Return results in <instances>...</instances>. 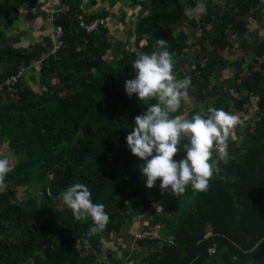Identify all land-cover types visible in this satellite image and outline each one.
Wrapping results in <instances>:
<instances>
[{
    "label": "trees",
    "instance_id": "trees-1",
    "mask_svg": "<svg viewBox=\"0 0 264 264\" xmlns=\"http://www.w3.org/2000/svg\"><path fill=\"white\" fill-rule=\"evenodd\" d=\"M126 1L128 12L145 3L133 26L144 42L134 49L106 24L119 0L96 12L85 10L84 0H0V149H10L15 160L0 193V264H126L104 242L119 235L133 240L129 230L147 212L164 227L158 238L138 242L146 253L137 264H264V243L254 250L264 240V34L246 37L262 0L218 1L199 21L188 14V6L200 11L194 0ZM31 10L47 12L51 28H60L55 53L50 34L15 43L2 31ZM80 17L103 24L86 32ZM234 28L243 34L240 43ZM160 38L174 56L176 76L190 77L194 87L193 107L182 102L172 115L191 119L203 104L244 121L228 141L231 159L218 161L209 189L194 192L189 185L173 204L159 179L146 187L144 161L126 143L147 105L129 97L124 82L135 75L136 52L151 53ZM240 46L244 54L229 58ZM225 68L232 75L221 74ZM250 106L255 113L247 117ZM74 183L105 205L110 222L103 231L90 234L91 219L76 221L64 205L62 194Z\"/></svg>",
    "mask_w": 264,
    "mask_h": 264
},
{
    "label": "clouds",
    "instance_id": "clouds-1",
    "mask_svg": "<svg viewBox=\"0 0 264 264\" xmlns=\"http://www.w3.org/2000/svg\"><path fill=\"white\" fill-rule=\"evenodd\" d=\"M200 8L203 11L204 5L201 4ZM136 57L132 63L135 75L125 80L124 89L129 97L135 94L147 109L134 117L135 127L127 134L126 143L131 153L144 161L140 170L146 187L151 189L159 179L161 192H170L176 197L183 195L189 185L194 192H206L214 174L219 172L218 161L227 164L231 159L228 141L235 128L243 126L244 121L217 108H209L206 117L195 114L188 119L172 115L187 96L191 78H177L174 56L168 50L166 39H158L151 53L137 51ZM27 69L20 70L22 74L19 76ZM184 138L188 141L183 145L185 155L176 161L174 156L180 151L179 145ZM214 153L218 160L213 159ZM11 155L10 149H0V193L7 190V177L13 171ZM62 201L76 221L91 219L90 234L103 231L110 222L105 205L93 203L92 193L85 184L70 185L63 192ZM161 208L159 206L158 211ZM158 225L162 231L164 225L161 222L153 224L149 212L138 217L132 227L133 241H150L137 239V235ZM261 243L264 240L258 241L254 250ZM130 263L135 264V261H126V264Z\"/></svg>",
    "mask_w": 264,
    "mask_h": 264
},
{
    "label": "rangeland",
    "instance_id": "rangeland-1",
    "mask_svg": "<svg viewBox=\"0 0 264 264\" xmlns=\"http://www.w3.org/2000/svg\"><path fill=\"white\" fill-rule=\"evenodd\" d=\"M120 4L117 6V8H115L113 14H111V16H109L108 20H107V25L109 26V28L112 29V34H114L115 36H117L119 39H123L124 40V44L126 45V47L128 46H132V49L137 48L138 45H141L144 40H142V38L140 36L135 35V32L133 30V26H134V22L136 20H138V18H140L141 16H143L146 13L145 10V3L143 1L139 2V5L136 9H134L132 12H128L127 11V7L129 5V2H127L126 0H119ZM196 2V6L199 8L200 11L197 10H192L189 6H188V14L189 15H194L196 20L199 21L201 20V18L206 14V9L207 7L210 8H215V10H217V5H219V3L221 2L222 5H224L226 3L225 0H194ZM219 1V3H218ZM94 4H90L88 2V4H85V10L91 9L90 12H96L102 8L107 9L108 7V3H110V0H94ZM203 4L204 5V10L201 11L200 5ZM261 4H263L261 2ZM194 13V14H193ZM263 18H264V8L263 10H261L260 12V16L258 18V20L254 21V23L249 21V25H248V31L246 33V37L247 38H251L254 36H258L262 33V35L264 34L263 32ZM197 25L200 26V23H197ZM49 28H51V26L49 25ZM185 30H187L185 28ZM3 32H5L7 34L8 37H12V38H19L18 35H15L16 31H24L27 33L28 36H30L32 34V31L27 27V24L25 21H21L19 22V24L13 25V26H5L4 30H2ZM233 31L234 34V40L238 43L241 42V39L243 37V34H241L240 31H237L236 28H234ZM193 39L196 41L198 39V32H194L193 33ZM13 42L14 39H12ZM251 41V39L249 40ZM7 45V43L5 44ZM245 52V50L240 46L239 48V52L236 53H231L229 58H238L241 55H243ZM197 54L196 51L193 52V56ZM252 57L250 55L247 56V60H250ZM234 61V60H233ZM188 68L191 70L193 68V66L188 63ZM28 73H29V69H28ZM233 72L230 71L229 68H225L221 71V74H223L224 76H228V75H232ZM178 79H180V77H177ZM212 82V81H211ZM194 87H191V89H188V94L187 96L181 101L185 103V106H192L193 107V101L192 99L189 97L193 91ZM184 111L188 112L189 109L186 108ZM207 112V108H203V104H199L196 105V113H206ZM232 114H235L237 116L238 113L236 112H231ZM254 109L250 106L249 108V113L247 114L248 116H252L254 114ZM243 129V126H238L235 128V131H241ZM232 139V136L230 137L229 140ZM188 143L187 139L184 138L181 140V143L179 145L180 147V151L182 153H185L183 145ZM11 162L12 165L14 164L15 160L13 158H11ZM164 196H168L172 199V204L174 203V201L176 200V196H173L170 192H163ZM28 196V191L26 192L25 190L21 191V193L19 194V197L24 199ZM170 204V203H169ZM161 206V205H160ZM142 223H145V221L143 220ZM130 231H133V229H130ZM126 234H128L126 232ZM125 239V240H124ZM121 240H124V242H121ZM105 244L103 245V248L106 250L108 249L109 251H111L112 253H114V256L117 258H124V260H129V259H133L135 261V263L137 264L138 262H142V258L144 257L145 253H146V249L145 247H142L140 245H138V243H135L131 238H122L121 235L119 236H113L112 240L110 241H106L104 242ZM103 257H105V255H103ZM129 258V259H127Z\"/></svg>",
    "mask_w": 264,
    "mask_h": 264
},
{
    "label": "crops",
    "instance_id": "crops-1",
    "mask_svg": "<svg viewBox=\"0 0 264 264\" xmlns=\"http://www.w3.org/2000/svg\"><path fill=\"white\" fill-rule=\"evenodd\" d=\"M88 1L89 0H84V3L88 4ZM87 11L90 12L91 9H88ZM20 20L26 22L27 27L32 31V34L28 36L24 31H16L15 35H18L19 38H12L15 43H22L28 37H31L32 39L42 38L44 35L49 34L53 28H49L50 15L47 12H36L31 10L23 14L20 17Z\"/></svg>",
    "mask_w": 264,
    "mask_h": 264
},
{
    "label": "built area",
    "instance_id": "built-area-1",
    "mask_svg": "<svg viewBox=\"0 0 264 264\" xmlns=\"http://www.w3.org/2000/svg\"><path fill=\"white\" fill-rule=\"evenodd\" d=\"M261 2L264 4V0H262ZM79 21H80L79 26L81 28L85 29L86 32H91V31L95 30L98 27V25H102V23H99L98 21H95L92 24H84L81 20V17L79 18ZM60 32H61L60 28L57 27V28H54V32L51 33L52 44H53L52 48H51L52 53H55L61 44V41L59 40ZM40 62L41 61H39L37 64H34V67L39 68ZM21 74H22V72L20 71L19 75H21ZM160 233H161V228L158 225L156 227H153V228L147 230L146 232H140L137 235V239H147V240L156 239L160 236ZM208 253L211 255L214 253V250L210 249L208 251ZM130 264H132V263H130Z\"/></svg>",
    "mask_w": 264,
    "mask_h": 264
}]
</instances>
